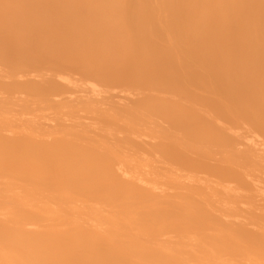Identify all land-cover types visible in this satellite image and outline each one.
<instances>
[{
  "label": "bare ground",
  "instance_id": "1",
  "mask_svg": "<svg viewBox=\"0 0 264 264\" xmlns=\"http://www.w3.org/2000/svg\"><path fill=\"white\" fill-rule=\"evenodd\" d=\"M0 264H264V0H0Z\"/></svg>",
  "mask_w": 264,
  "mask_h": 264
}]
</instances>
